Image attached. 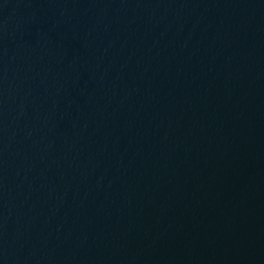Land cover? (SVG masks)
<instances>
[{"label":"water","instance_id":"1","mask_svg":"<svg viewBox=\"0 0 264 264\" xmlns=\"http://www.w3.org/2000/svg\"><path fill=\"white\" fill-rule=\"evenodd\" d=\"M0 264H264V0H0Z\"/></svg>","mask_w":264,"mask_h":264}]
</instances>
